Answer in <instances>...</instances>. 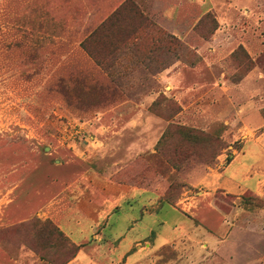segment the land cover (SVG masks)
I'll list each match as a JSON object with an SVG mask.
<instances>
[{
  "label": "rangeland",
  "instance_id": "obj_1",
  "mask_svg": "<svg viewBox=\"0 0 264 264\" xmlns=\"http://www.w3.org/2000/svg\"><path fill=\"white\" fill-rule=\"evenodd\" d=\"M59 164L100 190L58 194L94 234L149 229L104 264H264V0H0V198L40 194L0 209V264L74 257L42 213Z\"/></svg>",
  "mask_w": 264,
  "mask_h": 264
},
{
  "label": "crops",
  "instance_id": "obj_2",
  "mask_svg": "<svg viewBox=\"0 0 264 264\" xmlns=\"http://www.w3.org/2000/svg\"><path fill=\"white\" fill-rule=\"evenodd\" d=\"M54 167V173L49 175L50 178H52L50 180L51 185L49 184L46 187L48 190L52 189L54 199H49L47 203H45L46 205L42 213L45 215V217L52 220L56 226L64 234L68 235L70 240L79 247L72 260H70L67 264H104L110 262L111 260H118L119 252L132 246L134 244V240L137 239L136 237L141 235L145 237L146 234H148L149 229L148 227L145 228L143 223L129 227L126 225L125 218H123V223H116L115 226L114 223L111 224V226H114L116 229L113 232L114 235L111 234L110 236L111 240L106 239L102 232L108 227L109 221L107 225L102 228L100 233L94 234L93 231L95 230V220L101 223L104 216L97 219H91V217H88L85 212L81 211L79 209L82 205L81 196L78 202L69 204H66V199H60V196L58 197V194L61 192L82 189V185H86L94 191H100L91 183H89L88 178H90L91 174H78L67 181V179H65L62 174L58 173V171L63 170L61 164L58 166L55 165ZM239 167L234 166V164L227 166L220 174V179L217 181L216 187H221L231 193H237V191L242 188V185H245L247 180L246 167H242L244 168L243 171H241ZM31 177L30 182L21 183L20 185L14 186L10 190H6V194L0 198L2 217L4 216L5 220L10 221V223L26 220L35 213L33 211L27 212V209L25 210V207H28L29 205L31 206L33 203L32 201L36 200L40 195L38 185L34 186ZM85 189L87 190V188ZM9 193L12 195V198H8L10 197L8 195ZM114 198L115 197L112 199L114 200L113 202L116 201ZM95 200L96 199H94V201ZM86 205L93 207L94 204L91 202L90 204ZM8 215H10V217ZM84 224L88 225V227L84 228ZM103 238H105V241ZM163 239L164 238L159 236L158 243L163 241ZM119 240L120 242L117 244L118 248H113L114 243ZM109 246H111L114 250H110Z\"/></svg>",
  "mask_w": 264,
  "mask_h": 264
},
{
  "label": "trees",
  "instance_id": "obj_3",
  "mask_svg": "<svg viewBox=\"0 0 264 264\" xmlns=\"http://www.w3.org/2000/svg\"><path fill=\"white\" fill-rule=\"evenodd\" d=\"M78 248H79V247H78V246H76V252H77ZM76 252H75V253H76Z\"/></svg>",
  "mask_w": 264,
  "mask_h": 264
}]
</instances>
